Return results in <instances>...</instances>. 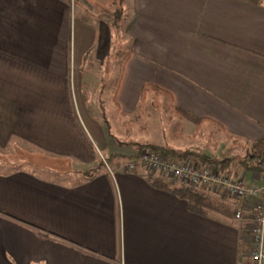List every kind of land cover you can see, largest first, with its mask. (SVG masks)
Instances as JSON below:
<instances>
[{"label": "crops", "instance_id": "1", "mask_svg": "<svg viewBox=\"0 0 264 264\" xmlns=\"http://www.w3.org/2000/svg\"><path fill=\"white\" fill-rule=\"evenodd\" d=\"M120 1L112 21L116 0H0V264H250L246 224L123 167L138 145L171 147L158 119L177 139H264V5Z\"/></svg>", "mask_w": 264, "mask_h": 264}, {"label": "built area", "instance_id": "2", "mask_svg": "<svg viewBox=\"0 0 264 264\" xmlns=\"http://www.w3.org/2000/svg\"><path fill=\"white\" fill-rule=\"evenodd\" d=\"M104 161V160H103ZM106 162L104 161L103 164ZM142 165L150 174L196 189H219L230 197L244 201L252 214L250 264H264V184L247 185L244 180L232 179L221 174L216 168L201 167L196 164L169 159L146 150L128 160L124 170L134 171L136 165ZM240 212L235 215L236 219Z\"/></svg>", "mask_w": 264, "mask_h": 264}, {"label": "trees", "instance_id": "3", "mask_svg": "<svg viewBox=\"0 0 264 264\" xmlns=\"http://www.w3.org/2000/svg\"><path fill=\"white\" fill-rule=\"evenodd\" d=\"M241 1L255 5H264V0H241ZM127 58L128 55H125V57L120 62L119 72L116 79L114 92H117L118 90ZM146 89H151L155 91L158 95L164 96L167 99L171 98L170 95L164 90L151 85H145L143 87V93H142L143 95H144V90L146 91ZM199 129H200V125H197L196 131H199ZM247 147L249 148L248 154L238 161V165L244 172H249L260 177V178L257 177L258 178L257 183L258 182L259 183L258 185H255L259 187L262 184H264V139L258 140ZM143 150L173 160L194 158L199 160L201 163L209 162V160L205 156L198 154L196 152L181 153L179 151H174L173 149H168L167 147L161 145H138L136 147L135 156L138 155ZM210 161L212 162V164H216L219 166L220 168L219 172L221 174L224 172L226 166L230 164V160L227 161L210 160ZM162 187L168 189L166 184L162 185ZM170 191L173 192L176 196L184 199L188 204L189 211H191L194 214L201 215L204 217L219 215V216L231 218L233 216L232 215L233 211L231 210L228 200H226L227 198L224 196H221L222 197L221 199L213 198L207 196L201 189L187 187L182 184L175 186L173 185Z\"/></svg>", "mask_w": 264, "mask_h": 264}, {"label": "rangeland", "instance_id": "4", "mask_svg": "<svg viewBox=\"0 0 264 264\" xmlns=\"http://www.w3.org/2000/svg\"><path fill=\"white\" fill-rule=\"evenodd\" d=\"M115 1V0H114ZM116 4L114 5L115 7L106 10V13L109 14L110 18L112 21L117 20V18L119 16H121V11L123 10V4L121 3L120 0H116ZM116 22V21H115ZM158 100L161 102H167L164 98L157 96ZM167 109V108H165ZM158 121L161 123V129L160 131L162 132L161 136H160V140H163V142L165 144H169V146L171 147H167L168 149H173L174 151H179L181 153H186V152H197L198 154H201L203 156H207L209 162H207V167H216V164H212V162L210 160H214V161H221V160H230V164H231V168H236L238 161L240 159H242L243 157H245L248 154V150L249 148L247 146V144H236V142H233L232 144H230L229 142L227 143L225 139L220 138L219 136L216 137L214 135L211 136V138L208 137L206 132H202L198 138L192 140V138H185L183 137V133L182 135H177V137L179 139H177L176 137H173V133L176 132V128H175V119H158ZM182 132V131H181ZM156 137L154 136V141L152 142H157L156 141ZM176 138V139H174ZM144 142H148L146 141V139ZM151 142V141H149ZM161 142V143H163ZM164 145V144H163ZM128 147H132L130 149V151L126 154H129L131 152L135 151V147L136 145H129ZM180 149V150H179ZM193 150V151H191ZM188 159V158H187ZM186 163H191V164H200V162L197 160H193L189 162L187 161ZM217 168H219L217 166ZM236 170V169H235ZM228 175H233V173L231 171H229L227 173ZM152 175V174H151ZM155 177H157L158 175L153 174ZM160 177V176H159ZM158 177V178H159ZM242 180V179H240ZM179 184V183H178ZM258 184V183H257ZM206 195L213 197V198H217V199H221V196L226 197L229 202H232L234 204L235 207V211L238 212V208H237V203L240 202V200L234 199L232 197H230V195H228L226 192L219 190V189H212V188H206L205 190ZM232 204V206H233ZM248 208V207H247ZM231 210L233 211L232 207ZM234 211V213H232V217L233 219H235V215L236 212ZM245 215H247L246 213H243ZM244 217V215H243ZM237 220V222H241L242 224H246L247 227H249V234H250V247H251V233H252V223H248L245 222L246 218H242V215L240 216L239 219H235ZM249 224V225H248Z\"/></svg>", "mask_w": 264, "mask_h": 264}]
</instances>
